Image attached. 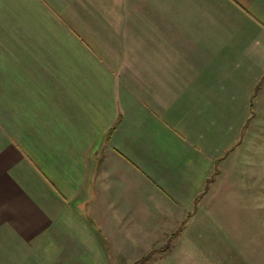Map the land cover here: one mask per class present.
<instances>
[{"label": "crops", "instance_id": "1", "mask_svg": "<svg viewBox=\"0 0 264 264\" xmlns=\"http://www.w3.org/2000/svg\"><path fill=\"white\" fill-rule=\"evenodd\" d=\"M9 1L0 0V12ZM144 9L160 13L162 23H153L162 33L135 43L134 75L114 72L105 55L92 51L78 53L77 61L75 53L39 47L12 51L10 24L0 20L4 252L11 242L30 253L65 251L62 236L80 243L76 225L84 236L106 237L102 220H134L147 195L194 204L208 183L203 166L219 154L203 118L224 101L220 82L234 84L241 68L231 65L234 56L258 57L250 49L264 42V0L134 3V11ZM25 25L22 39L34 42Z\"/></svg>", "mask_w": 264, "mask_h": 264}, {"label": "rangeland", "instance_id": "2", "mask_svg": "<svg viewBox=\"0 0 264 264\" xmlns=\"http://www.w3.org/2000/svg\"><path fill=\"white\" fill-rule=\"evenodd\" d=\"M9 2L0 20L10 24L12 51L40 48L71 58L75 53L76 61L78 53L92 51L105 55L108 68L116 73L134 75L135 43L162 33L153 23H162L160 13L134 11L137 0ZM21 24H26L25 34L34 42L22 39ZM258 40L261 45L250 49L256 59L234 56L231 65L241 67L231 76L234 84L220 82L224 101L212 109L211 120L203 118L208 122L204 126L213 129L210 140L216 141L219 155L217 163L203 166L209 181L203 183L194 204L149 194L147 208L134 220H102L108 225L106 237L84 236L83 228L76 225L80 235L75 239L80 243H66L70 238L62 236L65 251L51 246L52 252L30 253L11 242L4 252L0 243V264H264V42ZM239 62L245 67L236 66ZM203 130L210 135L207 128Z\"/></svg>", "mask_w": 264, "mask_h": 264}]
</instances>
